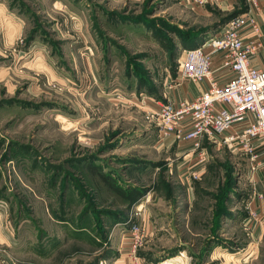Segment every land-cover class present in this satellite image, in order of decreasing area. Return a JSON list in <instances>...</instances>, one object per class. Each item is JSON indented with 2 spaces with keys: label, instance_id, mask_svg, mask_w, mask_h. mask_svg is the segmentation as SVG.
Listing matches in <instances>:
<instances>
[{
  "label": "rangeland",
  "instance_id": "374dc122",
  "mask_svg": "<svg viewBox=\"0 0 264 264\" xmlns=\"http://www.w3.org/2000/svg\"><path fill=\"white\" fill-rule=\"evenodd\" d=\"M244 7L205 18L179 0H0V219L16 264H135L134 223L142 264H264L248 156L207 143L189 177L193 153L157 147L135 97L167 101L180 52ZM108 185L141 196L125 206Z\"/></svg>",
  "mask_w": 264,
  "mask_h": 264
},
{
  "label": "built area",
  "instance_id": "2783aa9c",
  "mask_svg": "<svg viewBox=\"0 0 264 264\" xmlns=\"http://www.w3.org/2000/svg\"><path fill=\"white\" fill-rule=\"evenodd\" d=\"M222 1L188 0L193 6ZM262 1L245 0V10L228 20L201 46L180 52L175 84L183 79L209 80L198 96L177 102L156 101L143 94L135 96L143 105L146 120L156 125L161 138L171 135L191 144L197 164L188 171L193 179L200 178L209 158L202 147L205 140L233 146L247 155L251 178L264 172V70L250 63L263 47V31L257 18L262 12ZM215 54L221 59L216 69ZM221 70L229 74L220 77ZM215 71L220 75L215 77ZM130 232V253L135 264H142L136 250L144 234L136 223L131 225Z\"/></svg>",
  "mask_w": 264,
  "mask_h": 264
},
{
  "label": "crops",
  "instance_id": "0c3cea01",
  "mask_svg": "<svg viewBox=\"0 0 264 264\" xmlns=\"http://www.w3.org/2000/svg\"><path fill=\"white\" fill-rule=\"evenodd\" d=\"M179 1L187 9H191L193 13H195L196 15L200 17H205V18H209L213 14V10L216 11L218 9H222V10H227L230 12L235 9L236 2H237V0H224L221 3L210 2L204 6H193L188 2V0H179ZM261 8H262V12L257 15V18L261 24L262 31H263V35H262L263 47L257 56H254L250 59V63L252 66L264 70V0L261 2ZM222 26H219V28ZM204 50L206 52L209 51L208 48H204ZM213 61L215 64V69H216V67L220 64V61H221L220 55L215 54V56L213 57ZM219 73L220 72L215 71V77L220 74H221L220 77L229 74L228 72H226V70H224L223 73L221 70V73L220 74ZM218 80H219V77L217 78V81ZM208 85H209V80H204L203 82H195V81L183 79L179 81L178 84H174L172 86L171 85L166 86L163 90V99L168 100V101L177 102L184 98H194L198 96ZM159 138L160 139L158 140V143L156 144L157 147H161L162 149H165L166 151L172 150V152L177 157H181L182 155L183 158L185 159V162L187 161V163L190 161V159H192L191 154L193 150L189 142L184 141V140H177L171 135L165 136L163 138H161L159 135ZM207 143L211 144L207 142L206 140L202 144V147L204 148L206 152H207V147H206ZM218 144L219 143L214 144L215 147H218ZM224 146L228 147V149L232 153L240 152L237 148L233 146H227V145H224ZM193 166H190L189 168ZM260 176L259 178H257L258 175L256 176L257 181L255 182L254 187H253V191L259 194V198L258 199L254 198L252 202H250L248 205L249 209L253 210L256 214L255 216L248 218V224H250L253 228H255L257 234H260L263 230L262 228L264 227V172L263 173L260 172ZM11 235H12L11 231L9 227L7 226V224L4 223L0 219V264H16L14 262V258L9 253V250L5 248V245L8 246L11 241Z\"/></svg>",
  "mask_w": 264,
  "mask_h": 264
},
{
  "label": "trees",
  "instance_id": "16d2710c",
  "mask_svg": "<svg viewBox=\"0 0 264 264\" xmlns=\"http://www.w3.org/2000/svg\"><path fill=\"white\" fill-rule=\"evenodd\" d=\"M246 6L244 7L243 10H239V12L236 10L232 13L231 17H234L235 15H237L238 13H241L245 10ZM234 15V16H233ZM229 18V17H228ZM230 20V19H229ZM227 22V21H226ZM109 187L113 188V192L115 193V195L119 198L120 202L122 204H124L125 206H129L132 203H134L136 200L139 199V197L141 196V190L140 189H131V190H126L120 186H110Z\"/></svg>",
  "mask_w": 264,
  "mask_h": 264
}]
</instances>
